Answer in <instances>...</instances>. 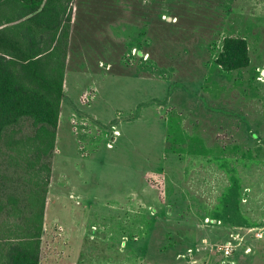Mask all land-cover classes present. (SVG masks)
<instances>
[{
  "label": "rangeland",
  "instance_id": "obj_1",
  "mask_svg": "<svg viewBox=\"0 0 264 264\" xmlns=\"http://www.w3.org/2000/svg\"><path fill=\"white\" fill-rule=\"evenodd\" d=\"M48 5L68 57L41 264H264V0ZM225 36L248 67L216 64Z\"/></svg>",
  "mask_w": 264,
  "mask_h": 264
},
{
  "label": "trees",
  "instance_id": "obj_2",
  "mask_svg": "<svg viewBox=\"0 0 264 264\" xmlns=\"http://www.w3.org/2000/svg\"><path fill=\"white\" fill-rule=\"evenodd\" d=\"M11 2L21 5L22 12L0 22V264H41L65 97L67 41L60 44L59 5L49 7V0H0V7ZM45 32L52 33L47 45ZM186 52L176 50L174 56ZM250 61L245 37L223 38L215 59L222 70L246 68Z\"/></svg>",
  "mask_w": 264,
  "mask_h": 264
},
{
  "label": "built area",
  "instance_id": "obj_3",
  "mask_svg": "<svg viewBox=\"0 0 264 264\" xmlns=\"http://www.w3.org/2000/svg\"><path fill=\"white\" fill-rule=\"evenodd\" d=\"M225 246V254L229 255L233 252L234 247L231 243L224 245Z\"/></svg>",
  "mask_w": 264,
  "mask_h": 264
},
{
  "label": "crops",
  "instance_id": "obj_4",
  "mask_svg": "<svg viewBox=\"0 0 264 264\" xmlns=\"http://www.w3.org/2000/svg\"><path fill=\"white\" fill-rule=\"evenodd\" d=\"M77 195H79V194H77Z\"/></svg>",
  "mask_w": 264,
  "mask_h": 264
}]
</instances>
